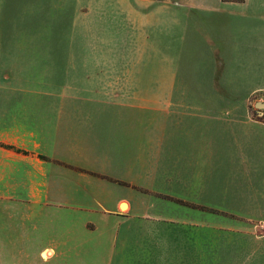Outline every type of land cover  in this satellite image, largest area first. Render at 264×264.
<instances>
[{
    "label": "rangeland",
    "instance_id": "1",
    "mask_svg": "<svg viewBox=\"0 0 264 264\" xmlns=\"http://www.w3.org/2000/svg\"><path fill=\"white\" fill-rule=\"evenodd\" d=\"M47 1V23L17 21L22 12L15 10L0 13L5 38L0 40L1 64L31 67L7 73L30 80L31 87L17 83L15 91L1 88L0 94L31 99L33 132L39 130L37 124L47 123L50 142L100 147L108 157L117 146L137 141L149 150L172 144L182 153L206 147V157L230 159L227 147L233 139L227 129L232 126L214 118L218 104L209 103L214 102L210 97L251 93L219 76L216 56L248 63L252 39H263L264 0ZM8 34L18 36L15 42ZM36 48L42 54L36 55ZM261 96L228 106L264 112L258 107ZM57 122L64 125L59 131ZM254 142L255 150L247 155L259 168L255 178L264 179V150ZM216 162L212 158L208 166ZM101 184L96 195L84 197L75 187L77 201L67 196L45 207L47 213L33 219L30 238L17 241L15 264H162L153 262L158 258L150 255L142 229L127 230L102 218L98 200L111 207L123 189ZM65 187L71 192L73 184ZM87 222L93 227H86ZM20 227L17 223V231ZM258 234L264 237V229Z\"/></svg>",
    "mask_w": 264,
    "mask_h": 264
},
{
    "label": "crops",
    "instance_id": "2",
    "mask_svg": "<svg viewBox=\"0 0 264 264\" xmlns=\"http://www.w3.org/2000/svg\"><path fill=\"white\" fill-rule=\"evenodd\" d=\"M47 4V0H0V13L15 10L22 12L17 21L42 24L47 23ZM6 37L15 42L18 36ZM1 39L5 38L0 33ZM251 45L252 57L247 64L237 59L228 63L216 56L219 76L251 93L210 97L214 102L209 103L218 104L219 112L212 113L214 118L232 126L227 129L233 139L227 152L233 160L222 154L206 157L210 153L206 147L192 146L180 153L172 144L149 150L137 141L117 146L111 157L100 147H65L49 141L47 123L37 124L39 130L32 131L30 98L0 94V258L15 264L17 241L30 238L33 219L45 215V207L67 196L77 201L75 187L84 197L96 195L104 181L122 187L123 192L116 194L111 207L98 200L102 218L115 220L127 230L142 229V237L146 235L153 250L150 255L158 258L154 263L264 264V237L258 234L264 226V179L255 178L259 168L248 156L255 150L250 145L254 141L264 150V112L228 106L247 104L253 94L264 95V23L263 39H252ZM38 50L35 54H42ZM27 69L31 67L1 64L0 60V90L13 92L17 83L31 87L30 80L7 74ZM63 127V123L55 125L57 131ZM212 158L217 162L209 167ZM157 171L163 174L157 175ZM67 183L73 184L71 192L65 187ZM143 199L151 202L144 205ZM17 223L21 226L18 231ZM86 227L93 225L87 222ZM45 250L54 254L52 248Z\"/></svg>",
    "mask_w": 264,
    "mask_h": 264
},
{
    "label": "water",
    "instance_id": "3",
    "mask_svg": "<svg viewBox=\"0 0 264 264\" xmlns=\"http://www.w3.org/2000/svg\"><path fill=\"white\" fill-rule=\"evenodd\" d=\"M259 108H264V103H258Z\"/></svg>",
    "mask_w": 264,
    "mask_h": 264
},
{
    "label": "built area",
    "instance_id": "4",
    "mask_svg": "<svg viewBox=\"0 0 264 264\" xmlns=\"http://www.w3.org/2000/svg\"><path fill=\"white\" fill-rule=\"evenodd\" d=\"M261 229H264V226H261Z\"/></svg>",
    "mask_w": 264,
    "mask_h": 264
},
{
    "label": "bare ground",
    "instance_id": "5",
    "mask_svg": "<svg viewBox=\"0 0 264 264\" xmlns=\"http://www.w3.org/2000/svg\"><path fill=\"white\" fill-rule=\"evenodd\" d=\"M123 208H125V206H123Z\"/></svg>",
    "mask_w": 264,
    "mask_h": 264
}]
</instances>
